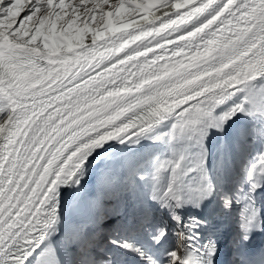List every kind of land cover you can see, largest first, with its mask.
<instances>
[{
	"label": "snow or ice",
	"instance_id": "6c2138e0",
	"mask_svg": "<svg viewBox=\"0 0 264 264\" xmlns=\"http://www.w3.org/2000/svg\"><path fill=\"white\" fill-rule=\"evenodd\" d=\"M258 194L264 0H0V264H216L212 213L238 249Z\"/></svg>",
	"mask_w": 264,
	"mask_h": 264
},
{
	"label": "bare ground",
	"instance_id": "6f19581e",
	"mask_svg": "<svg viewBox=\"0 0 264 264\" xmlns=\"http://www.w3.org/2000/svg\"><path fill=\"white\" fill-rule=\"evenodd\" d=\"M232 134H229V136H231ZM214 141L216 140L218 143H219V141L221 140V141H223L224 140V138L223 137H221V138H219V139H216V138H214L213 139ZM212 140V141H213ZM97 170H98V168H97ZM91 174V173H90ZM91 178H92V176H88L86 179H85V181H84V186H83V188L81 189V194H83L84 195V193H87V191H85V189L84 188H86V187H88L89 185H90V183H91ZM85 191V192H84ZM65 196H66V200H67V204H66V212L67 211H69V209H70V207H69V205H68V202H69V200H71L72 198H69L68 197V194L66 193L65 194Z\"/></svg>",
	"mask_w": 264,
	"mask_h": 264
},
{
	"label": "rangeland",
	"instance_id": "374dc122",
	"mask_svg": "<svg viewBox=\"0 0 264 264\" xmlns=\"http://www.w3.org/2000/svg\"><path fill=\"white\" fill-rule=\"evenodd\" d=\"M232 133H233V131H232ZM219 142L221 143V142H223V141L220 140Z\"/></svg>",
	"mask_w": 264,
	"mask_h": 264
}]
</instances>
